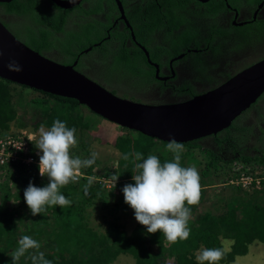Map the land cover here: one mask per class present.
<instances>
[{
    "label": "trees",
    "instance_id": "trees-1",
    "mask_svg": "<svg viewBox=\"0 0 264 264\" xmlns=\"http://www.w3.org/2000/svg\"><path fill=\"white\" fill-rule=\"evenodd\" d=\"M170 1L172 5L169 2L167 4L169 12L171 9L182 10L193 0ZM101 2L107 6L110 3L109 0H96L93 8L82 14L97 11ZM210 5L220 9L223 1L213 0ZM2 8L6 14L14 17L15 14L21 16L22 38L19 37L34 51L38 52L41 47L44 48L51 43V35L62 29L63 22L47 21V11L38 6L36 0L0 3V9ZM158 19L164 20L171 27L178 25L169 17ZM179 19L183 24L181 17ZM37 23L45 24L51 29L34 30L33 26ZM87 30L86 28L84 31ZM193 34L196 35L197 32ZM193 34L182 28L179 32V45H185ZM74 38L72 33L66 34L58 45L68 47V43ZM119 41L120 44L113 52L118 56V63L124 72L132 76L135 70H139V64L129 58L124 46V37H121ZM113 63L120 68L116 59ZM25 91L31 92L32 95L27 94L29 96L27 104H22L19 100L26 101L23 98ZM77 105L82 104L72 98L50 94L0 78V151L2 152L0 154V202L5 203L4 209L0 204V264H12L11 255L23 235H29L37 240L41 245L39 251L44 252L45 257L52 260L53 264H109L121 255L130 256L134 264H199L196 253L202 248H222L225 255L216 264H228L234 260L235 256L246 254L248 245L253 241L264 244V178L259 181L257 188L250 189L228 183L241 172L252 173L255 169H260L264 176V128L256 131L237 130L238 122L231 124L226 128L227 132L216 137V145L221 150L198 148L190 143H183L181 166H193L189 163V160L194 159L191 157V151L197 149L200 159L196 167L201 177L199 204L188 205L185 202V206L190 208L188 226L191 231L187 240L169 242L162 232L158 230L155 234H150L146 226L136 220L126 232L123 224L119 222L120 217L117 213L120 212L125 217V209L128 205L124 202L121 189L126 183H134L132 176L137 174L135 168L129 166V161L121 159L122 154L141 152L145 158L149 154H154L159 157L161 163L173 158L169 152L152 151V142L148 141L155 138L144 136L139 132L136 134L145 139L143 141L137 138L139 145L134 150H130L129 147L124 148L129 139L126 134L121 133L115 137L113 146L119 151L116 165L102 162L97 157L94 165L81 170L86 176H82L79 182H70L61 188V192L72 201L70 207L63 209L59 205L46 206L45 214L33 216L25 203L24 189L29 181L38 187H43L46 185V179L37 175L34 140L28 139L26 135L25 138L22 137L25 142L23 148H15L12 142L23 135L18 130L33 133L39 130L41 124L50 127L55 119L65 121L68 127L76 129L81 124L79 131L77 130L79 133L84 121L81 115V122H79L78 114L73 112ZM66 110L70 114L68 119L62 117ZM243 139L246 146L238 150V144H244ZM226 150H229L231 155L224 157ZM70 152L81 158H88L92 153L89 152V144L81 143L70 149ZM235 152L238 154L235 155ZM26 158L31 160L26 161ZM232 160L234 165L227 164ZM92 169L109 173L107 177L111 183L112 176L119 175L115 188L113 183L106 188L99 184L91 185L86 195L83 186L93 173ZM102 192L106 193L103 200L100 198ZM95 198L102 201L104 207L112 206L109 218L101 215L105 222L103 233L96 232L84 222L87 218L84 208H90V204L93 206ZM91 210L92 208L90 212ZM197 210L200 213L197 214ZM222 240L229 242L227 249L223 247ZM16 264H31L29 255L21 257ZM204 264L209 262L205 261Z\"/></svg>",
    "mask_w": 264,
    "mask_h": 264
},
{
    "label": "flooded vegetation",
    "instance_id": "flooded-vegetation-1",
    "mask_svg": "<svg viewBox=\"0 0 264 264\" xmlns=\"http://www.w3.org/2000/svg\"><path fill=\"white\" fill-rule=\"evenodd\" d=\"M36 1L47 11V21L63 22L61 31L53 33L52 42L41 47L38 53L58 63L73 65L74 69L99 83L121 75L128 81L125 89L117 88L120 86L115 82L106 83L134 101L154 104L182 101L218 86L230 75L264 57V0H219L223 1L220 9L210 5L213 0L203 3L193 0L182 10L171 9L170 12L167 9L168 2L172 5L170 0H119L122 18L114 0H109L108 6L101 2L97 11L88 14L82 13L90 11L96 0H79L68 8L59 7L52 0ZM174 13H182L187 21L182 24L179 18H173ZM168 17L178 25L171 27L158 19ZM0 21L5 26L18 25L21 35V16L6 14L2 8ZM33 27L34 30L51 29L41 23ZM86 28L88 30L84 31ZM182 28L190 34L199 33L180 46ZM69 33L75 38L68 47L58 45ZM255 35L257 39H252ZM121 37H124L129 58L139 64V70L132 76L124 72L113 52ZM115 59L121 69L113 63ZM246 59H249L247 63ZM196 69L202 72L193 73ZM235 122H238L237 130L264 128V92L229 126ZM229 126L185 143L221 150L216 145V137L227 132ZM244 146L245 143L238 144L237 149L242 150ZM224 155L230 156L231 152L226 150ZM227 164L234 165V161Z\"/></svg>",
    "mask_w": 264,
    "mask_h": 264
},
{
    "label": "clouds",
    "instance_id": "clouds-1",
    "mask_svg": "<svg viewBox=\"0 0 264 264\" xmlns=\"http://www.w3.org/2000/svg\"><path fill=\"white\" fill-rule=\"evenodd\" d=\"M7 67L10 71H21L20 65L15 60H10ZM114 125L118 126L117 124ZM19 132L23 135L12 142L13 146L15 148L25 147V142L22 140L25 135L28 139H33L36 147L34 153L36 155L35 162L38 166L37 175L46 179V185L43 187H38L32 181H29L24 189V200L31 214L33 216L40 213L45 214L47 207L57 205L63 209L70 207L72 201L61 192V188L67 186L70 182H79L82 176H86L81 170L95 164L98 154L91 150L93 141L89 143L91 156L81 158L70 152V149L78 145L77 129L68 127L65 121L55 119L50 127L41 124L39 130H35L33 133H25L24 130ZM166 151L172 153L173 158L163 163L154 154H149L147 158L141 152L122 154L121 159L124 161H129L131 158L137 174L132 176L134 183H126L121 191L124 194V202L134 210L136 221L146 226L148 233L155 234L159 230L169 242L175 243L177 240H187L189 238L191 231L188 226L190 208L185 206V202L188 205L199 204L201 177L196 166H181V154L184 151L183 143L172 137L166 144ZM25 160L30 161L31 158ZM116 163L117 160L112 162L113 165H116ZM108 174L96 169L93 170V173L87 178V183L83 186L85 194L87 195L91 185L99 184L101 187L106 188L113 183V188H115L119 175L114 174L111 183L107 177ZM250 174L260 177V180L264 178L260 169L254 170ZM234 178L230 179L228 183L241 186L232 182ZM40 247L41 245L37 240L29 235H23L18 240V246L11 255L12 264H16L26 254L29 255L31 264H53L52 260L45 257L44 252L39 251ZM29 250L34 251L30 252ZM224 255L225 251L222 248H202L196 253V260L199 264H204L205 261L209 264H216Z\"/></svg>",
    "mask_w": 264,
    "mask_h": 264
},
{
    "label": "water",
    "instance_id": "water-1",
    "mask_svg": "<svg viewBox=\"0 0 264 264\" xmlns=\"http://www.w3.org/2000/svg\"><path fill=\"white\" fill-rule=\"evenodd\" d=\"M10 1L0 0V3ZM52 1L68 8L79 0ZM114 2L122 18L120 2ZM10 60H15L21 71H10L7 67ZM0 78L72 98L107 121L144 136L164 142L174 137L185 143L229 126L264 92V57L203 93L178 102L146 103L117 96L75 70L73 65L39 54L16 39L0 22Z\"/></svg>",
    "mask_w": 264,
    "mask_h": 264
},
{
    "label": "rangeland",
    "instance_id": "rangeland-1",
    "mask_svg": "<svg viewBox=\"0 0 264 264\" xmlns=\"http://www.w3.org/2000/svg\"><path fill=\"white\" fill-rule=\"evenodd\" d=\"M180 17H181V20L184 21V23L187 21V17L185 15L180 14V13H174L173 14L174 19H177ZM7 25L8 24H6V26ZM7 27L9 28V30H11V31L13 30L14 34L16 36H18V37L20 36L22 38V36L19 33V26L18 25L10 24ZM257 27H258V24H257ZM197 33H199V31ZM256 37H257V35H255L252 39H257ZM248 60L249 59H246L245 62L247 63ZM195 72L201 73L202 70H198V69L193 70V73H195ZM91 79H93V78H91ZM93 80H95V79H93ZM104 82L105 83L109 82L110 84L112 82H115V84H118L120 86V87H118V86H116V87L120 88V89L121 88L125 89L128 86L127 79L122 77L121 75L116 76L114 79H112L110 81H104ZM122 82H124L125 84L123 85ZM105 83H100V85L104 86L106 89L110 90L113 94H115L117 96L125 97L124 95L119 94L117 89H112V88H110V86H108L109 84H107V83L105 84ZM27 94L32 95L31 92L25 91L23 98L26 101L19 100L20 103L27 104V101L29 99L28 98L29 96ZM73 112L78 114L79 122H81V117H80L81 115H82V119L84 121V125L81 128V131L79 133H78V131H79V127L81 126V124L78 125V127H77L78 143L86 145V144H89L90 141H93L91 144V150H93V152H96L98 154L97 157L101 160L108 161L111 163L118 160L119 151L113 146L115 136L118 134L124 133L128 136L129 139L126 143L127 145L126 144L124 145V148L129 147L130 150H134L139 145V143H138L139 140L137 138H139L143 141L145 139V137L137 135L136 131L128 130L126 128L122 129L121 127H118L112 123H109L107 120H105V119L101 118L100 116L89 111L88 108H86L84 105L75 106L73 109ZM62 117H65L68 119L70 117L69 112L67 110L64 111L62 114ZM18 131H20V130H18ZM118 132H120V133H118ZM27 133H30V132H27ZM148 142H152V145H151L152 151L158 152V150H160L163 153L168 152V151H166V144L167 143L160 142L159 140H155V139H150ZM172 155L173 154L170 153V156H172ZM191 157L194 159L193 160L188 159L190 165L197 166V164L199 163L198 160L200 159V156H199L197 149L191 151ZM129 166L134 167V164H133L131 158L129 160ZM255 170H258V169H255ZM104 192H106V191H104ZM105 197H106V193L102 192L100 194V198L103 200V198H105ZM102 203L103 202L98 200V198H95L93 206L90 204V208H88V209L84 208V212L87 215V218L84 219L85 220L84 222L86 223V225L90 228L95 229L96 232H101V233L104 232V227H105V222L101 218V215H104L106 218H109L111 216L110 213L112 210L111 205H108V207H104V205H102ZM0 204L3 205V209H4L5 203L0 202ZM91 208H92V210L90 212ZM198 213H200L199 210H197V214ZM117 215L120 217L119 222L123 224L122 226L124 227L125 231H126V229H129L131 227V224L136 220L135 216H134V210L129 205L126 206L125 217L120 212H118ZM228 243H229L228 241L222 240V244H223V247L225 249H227ZM235 262H237V264H264V244H262L258 241H253L251 244L248 245V250H247V253L245 255L235 256L234 261L229 263V264H233ZM109 264H134V263H133L132 259L130 258V256L121 255L118 258H115Z\"/></svg>",
    "mask_w": 264,
    "mask_h": 264
},
{
    "label": "built area",
    "instance_id": "built-area-1",
    "mask_svg": "<svg viewBox=\"0 0 264 264\" xmlns=\"http://www.w3.org/2000/svg\"><path fill=\"white\" fill-rule=\"evenodd\" d=\"M257 173V172H254ZM260 177L252 176L250 173L241 172L238 177L234 178L232 182L240 184L242 188H252L259 186Z\"/></svg>",
    "mask_w": 264,
    "mask_h": 264
},
{
    "label": "crops",
    "instance_id": "crops-1",
    "mask_svg": "<svg viewBox=\"0 0 264 264\" xmlns=\"http://www.w3.org/2000/svg\"><path fill=\"white\" fill-rule=\"evenodd\" d=\"M233 264H237V262L233 263Z\"/></svg>",
    "mask_w": 264,
    "mask_h": 264
}]
</instances>
